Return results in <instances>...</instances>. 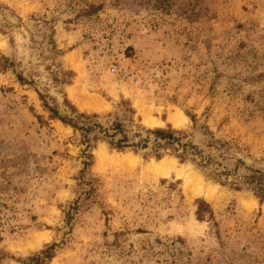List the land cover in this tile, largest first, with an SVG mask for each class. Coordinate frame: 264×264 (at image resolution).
<instances>
[{
	"label": "rangeland",
	"instance_id": "rangeland-1",
	"mask_svg": "<svg viewBox=\"0 0 264 264\" xmlns=\"http://www.w3.org/2000/svg\"><path fill=\"white\" fill-rule=\"evenodd\" d=\"M46 102L96 115L91 146ZM116 123L148 147L116 148ZM250 168L264 0H0V264H264Z\"/></svg>",
	"mask_w": 264,
	"mask_h": 264
},
{
	"label": "trees",
	"instance_id": "trees-1",
	"mask_svg": "<svg viewBox=\"0 0 264 264\" xmlns=\"http://www.w3.org/2000/svg\"><path fill=\"white\" fill-rule=\"evenodd\" d=\"M90 13V12H87ZM23 79V78H21ZM40 96L43 98V95L40 93ZM47 108L53 113V117L59 118L63 123L66 125H70L77 131H81L83 136V142L86 143L87 146H91V140L93 139L92 136H90L91 132L95 129L99 128L102 130V127L96 122L92 121V118L96 117L94 116H88L84 113H78L77 110L71 106L72 110L68 112L67 115H62L59 112L58 106H50L48 102H46ZM113 134H109V132H105L107 136H112L111 138H115L111 140V143L118 149H124L126 147H135L136 149L139 148H146L148 147L149 139L148 138H142L138 142H131L129 139V136L126 132V130L123 128L121 123L113 124ZM177 132L173 129H163V128H157L155 130H149V133H152L156 136V146L158 148H164L166 146L174 147L177 144L183 148L182 157L186 156L188 154V151L190 148H193V145L189 142H185L184 144H181L180 138L177 136ZM181 133V132H180ZM118 134H121L120 138H116ZM139 134H137L138 136ZM140 136V135H139ZM177 147V146H176ZM160 156V154H157ZM243 182L244 184L251 189L255 195H257L259 198L264 200V170L257 169V168H250V172L243 176ZM238 189L240 188L239 185L236 186ZM202 212V209L199 208V213ZM53 246H50L49 249L44 250L41 252V254L35 258H31L32 261H36L37 264H40L43 260L52 258L53 255L51 253V249Z\"/></svg>",
	"mask_w": 264,
	"mask_h": 264
},
{
	"label": "bare ground",
	"instance_id": "bare-ground-1",
	"mask_svg": "<svg viewBox=\"0 0 264 264\" xmlns=\"http://www.w3.org/2000/svg\"><path fill=\"white\" fill-rule=\"evenodd\" d=\"M172 118L174 119L175 122H179V123H180V121H184V120L187 119V117L183 113H181L180 111H178L175 114H173ZM165 164L166 163H164V164H162L160 166H155V168H153L154 171L156 170L158 172H165L167 170V167H168V166L166 167Z\"/></svg>",
	"mask_w": 264,
	"mask_h": 264
}]
</instances>
